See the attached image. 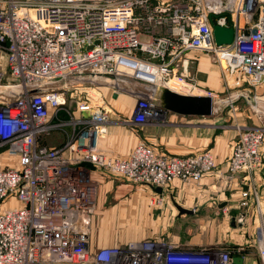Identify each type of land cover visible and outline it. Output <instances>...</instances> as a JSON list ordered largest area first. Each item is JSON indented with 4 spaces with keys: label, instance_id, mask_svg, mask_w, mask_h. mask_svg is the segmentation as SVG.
Returning a JSON list of instances; mask_svg holds the SVG:
<instances>
[{
    "label": "built area",
    "instance_id": "2783aa9c",
    "mask_svg": "<svg viewBox=\"0 0 264 264\" xmlns=\"http://www.w3.org/2000/svg\"><path fill=\"white\" fill-rule=\"evenodd\" d=\"M214 26L231 28L232 42L216 45ZM191 52L218 66L231 89L264 86V0H0V158L9 160L0 166V264H234L232 252L247 264L242 246L197 247L168 235L91 244L96 171L150 188L149 208L168 194L175 201L174 182L199 187L215 172L219 189L230 190L244 175L235 185L240 206L253 194L261 218L254 174L263 124L239 130L223 172L210 150L176 156L143 141L127 156L98 149L112 113L102 88L114 97L123 80L142 86L130 116L118 120L123 126L168 123L150 87L210 97L217 111L221 100L197 81ZM54 134L63 141L46 145ZM7 200L16 205L1 208ZM254 235L264 264L262 224Z\"/></svg>",
    "mask_w": 264,
    "mask_h": 264
},
{
    "label": "crops",
    "instance_id": "0c3cea01",
    "mask_svg": "<svg viewBox=\"0 0 264 264\" xmlns=\"http://www.w3.org/2000/svg\"><path fill=\"white\" fill-rule=\"evenodd\" d=\"M187 58L198 59L195 75L201 86L217 92L223 91V80L221 78L220 69L218 66L211 64L205 54L191 52L187 55ZM124 87H121L120 92L114 97L109 94L106 88H102L101 94L110 97L109 104L112 108V113L109 115L111 122L108 125L107 134L99 143L98 149L100 152L110 156H127L140 141L151 145L158 152L176 156H187L203 150H210V148L207 149L210 142L207 138L202 137L204 130H201L198 127L199 123L196 122L198 121L197 118L200 117H193V120L190 121L188 119L191 117L178 116L170 113L166 125H145L139 128L123 126L118 123L120 117L126 118L130 116L135 104V99L132 95L134 91H138V89L134 88L133 83L124 84ZM261 88L263 90L259 91L263 93L264 86ZM227 138L232 139V136ZM235 139L236 138H233L232 142L226 140L223 146L220 145L217 138L214 140L215 142L213 141L214 150L212 148L210 151L213 153L216 161V170L221 172L225 170V164L227 158L230 156L232 144ZM62 141L63 138L59 134H54L49 138H45V144L48 146L58 145ZM224 145L229 148L225 153L223 152ZM217 149L222 150L218 151ZM261 158L262 166L254 174V187L260 200L261 218L253 202V194H250L248 206L246 208L240 206L241 197L238 187L235 185L242 183L244 175L237 176L235 185L230 190H221L218 187L219 182H214L212 176L215 172H213L202 180L199 187L186 188L183 187L180 182H174L172 184L170 190L174 200L192 213L179 216L178 213L175 212L176 208L174 209L172 208L173 206L171 207L168 205L165 208L166 215L163 214V216L165 215L168 219V223H165V226L163 225V227H165L164 229H171V227L176 226V224L181 225L192 221L204 224L206 227L210 226L207 233L204 234V239L199 242L205 243L208 246L223 244L232 247L242 246L245 249V256L248 258L247 264H259L253 237L255 236L254 232L257 225L262 224L264 228V144L261 149ZM93 178L98 182V194L96 212L92 220V230L93 227L98 230L101 228L104 231H106V229L109 230L112 228L113 222H116L114 219L117 218L110 212H106V218L109 221L107 224H100L101 218L98 205L101 206L104 204V201H101V192H103V197L105 199L106 195H112L113 199L117 201L116 204L121 203V205H123L125 201L133 200L135 203L139 202L141 205L148 206L147 202L152 193L150 188L131 185L111 174L102 173L100 171L94 172ZM244 190H247V188L244 187ZM250 192H252L251 189ZM164 201L165 203L171 201V196L169 194L167 196L165 195ZM142 210L141 208V212ZM241 214H244L245 222L240 224L234 220H237ZM152 216L153 212H151L149 217ZM130 217L133 218L134 216ZM179 228L181 229V227ZM147 237L148 235H145L142 238ZM172 237L174 240L179 239L178 237ZM105 238H107V236H105ZM129 238L130 239L123 240V242L136 239L135 237L132 239L131 237ZM138 239L141 238L138 237ZM121 240V238L117 239L116 237L115 240H111V242H107L104 245L122 242ZM199 242L190 244L197 245Z\"/></svg>",
    "mask_w": 264,
    "mask_h": 264
},
{
    "label": "rangeland",
    "instance_id": "374dc122",
    "mask_svg": "<svg viewBox=\"0 0 264 264\" xmlns=\"http://www.w3.org/2000/svg\"><path fill=\"white\" fill-rule=\"evenodd\" d=\"M3 70H5V68H3ZM127 83H133L134 88L141 91V84H137L132 80H123L119 84L120 87H124V84ZM231 88L232 85L224 83V81L222 83L223 91L221 92L205 88L206 92L216 94L221 100V103L222 101H225V103H220L216 106L217 111L211 116L207 118H197L198 121L196 122L199 123L198 127L201 130H204L202 133V137L207 138L210 142L207 149L210 148L211 150L213 148L215 142L214 140L216 138L217 140H219L221 146H223V143L226 140L228 142H232L233 138H236V135H238L239 130L244 126H251L253 124L264 125V92L261 93L259 91H262L263 89L261 87L258 89H253L247 85L236 86L234 89ZM232 106L235 107V110L231 109ZM254 107H256V110L254 109ZM188 120L192 121L193 117L189 118ZM234 130L236 131V134ZM230 136H232V139L227 138ZM220 150L222 149H219L218 151ZM228 150L229 148L227 146L225 147L224 145L223 152L225 153V151ZM8 162L9 160L5 158H0V166H5V164H7ZM101 193V201H104V204L101 206L98 205L101 218L100 224L108 223L109 220H107L106 218V212H110L114 217L117 218L114 219L116 222H113V226L109 230L106 229V231H104L102 230V228L98 230L93 227L91 233L92 246L98 247L99 245H104L107 242H111V240H115L116 237L117 239H122V242L120 243H124L123 240L130 239L129 237H131V239L134 237L138 239V237L142 238L143 236L150 235L151 233L156 235H162L163 238L166 240V235H168L169 238L173 240L174 238L172 236L178 237L179 239L175 241L180 242L182 244H190L193 242L202 241L204 239V234L207 233V230L210 227H206L204 224H199L198 222L192 221L188 223H183L181 225L176 224V226H172L171 229H164L165 227H163V225L165 223H168V219L165 216V208L168 205L172 207L173 201H168V203H164L159 208H149V206L141 205V203L139 202L135 203L133 202V200H129L127 202L125 201L124 204L121 205V203L116 204L117 201L113 199L112 195H106L105 199L103 197V192ZM252 197L256 208L255 198L254 196ZM4 205L6 208H11L15 206L16 203L13 200H7L1 206V208H3ZM141 208L143 209L142 212ZM172 208L175 209L174 206ZM151 212H153V216L149 217ZM175 212H177L176 209ZM163 214L165 215L163 216ZM130 216L134 217L131 218ZM179 227H181V229ZM105 236H107V238H109L110 240L105 238ZM194 246L198 247L208 245L199 242V244Z\"/></svg>",
    "mask_w": 264,
    "mask_h": 264
},
{
    "label": "water",
    "instance_id": "95a60500",
    "mask_svg": "<svg viewBox=\"0 0 264 264\" xmlns=\"http://www.w3.org/2000/svg\"><path fill=\"white\" fill-rule=\"evenodd\" d=\"M213 38L216 45H227L232 42L233 30L231 28H223L219 26L213 27ZM150 91L155 93L156 105L175 115L184 117H209L212 115V101L207 96H185L174 93L166 88H158L157 90L150 87ZM91 167V166H90ZM154 192L160 194L161 188H154ZM178 215L191 214L190 210L183 208L173 201ZM234 264H242L240 258H233Z\"/></svg>",
    "mask_w": 264,
    "mask_h": 264
},
{
    "label": "trees",
    "instance_id": "16d2710c",
    "mask_svg": "<svg viewBox=\"0 0 264 264\" xmlns=\"http://www.w3.org/2000/svg\"><path fill=\"white\" fill-rule=\"evenodd\" d=\"M232 255L236 257V256H239L240 254H238L236 252H232Z\"/></svg>",
    "mask_w": 264,
    "mask_h": 264
}]
</instances>
